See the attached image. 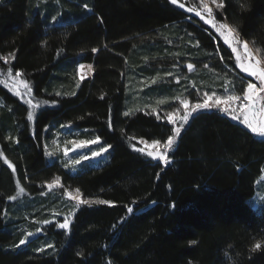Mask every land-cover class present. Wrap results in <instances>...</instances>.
Segmentation results:
<instances>
[{
	"label": "trees",
	"instance_id": "1",
	"mask_svg": "<svg viewBox=\"0 0 264 264\" xmlns=\"http://www.w3.org/2000/svg\"><path fill=\"white\" fill-rule=\"evenodd\" d=\"M224 3L217 21L264 56V0ZM185 62L201 71L194 87L174 82ZM84 64L92 74L80 79ZM1 71L19 72L39 108L0 82V264H264V209L250 204L264 138L214 108L178 132L166 119L185 99L240 97L253 82L178 1L0 0ZM56 134L112 147L77 164L49 153ZM153 141L163 162L139 150ZM19 184L28 198L12 204ZM64 190L110 203L80 205L67 229L37 227L64 207ZM25 227L41 233L21 245Z\"/></svg>",
	"mask_w": 264,
	"mask_h": 264
},
{
	"label": "rangeland",
	"instance_id": "2",
	"mask_svg": "<svg viewBox=\"0 0 264 264\" xmlns=\"http://www.w3.org/2000/svg\"><path fill=\"white\" fill-rule=\"evenodd\" d=\"M177 1L180 3V5H183L184 10H186L192 16L202 21L207 27L211 28L220 37L224 45L227 46L233 53L235 65L237 66L238 70L245 76L251 78L253 82L248 81V83L254 84L255 87L254 90H252L250 93L252 99L246 102L248 105L247 107L243 106L242 104V101H244L245 94L249 93L250 91L246 86L244 90V95L240 96L239 100H231L230 97L232 95H230L228 92H224L222 96L208 93L206 97L204 94L200 97V100L196 102H191L188 99H185L183 101H187V106H185L184 103H181V110L178 111V113L169 114L166 119L172 121L176 127V131H179V126H181L185 121L183 117L186 114L188 115V117L192 115V113L195 112L193 111L194 105L196 103H203L205 99H207L209 107L201 110H209L213 108L218 109L223 112L226 116H228L232 121L242 125L246 129L251 131L244 123H241L240 121L232 118V115L230 113L233 109H235L236 115H240L241 119L243 118L242 114L246 113L248 121L254 127H256L258 130L264 128V90H261V81L258 78L259 74L264 73V56L260 54V52H258L257 50L253 49L251 45H249L246 41L240 39V37L236 34L235 31L232 30L229 25L217 21L215 14L218 9L215 7L213 0H200L203 4L202 7H200V2L196 0ZM189 1L194 2V4L192 3L189 6L186 5V2ZM205 5H207V8L205 7ZM208 9H212V15L208 14ZM53 24H56V22ZM222 25H226L227 27H223ZM175 69L179 72V78L174 79V82L175 84L179 85L189 83L190 87H194L192 85L194 84V78L199 77L201 74V71H199V67H197V65L192 62H185L184 64H180V69L178 67H176ZM175 69L172 71H175ZM204 69L208 70L206 64ZM244 69H247V71H244ZM251 73H256L257 75H252ZM91 74L92 67L90 65L84 64L83 67H78V75L80 79L90 78ZM176 76H178L177 73L173 74V77ZM0 82L9 90L10 93L16 95L24 104L29 106L32 115L34 114L35 110L39 108V105H37L36 102L32 99V91L30 89L29 84L24 80L21 75L17 76L16 74L11 73L10 71H1ZM224 109H228V112H225ZM254 134L259 138H264V136H260L258 133ZM80 141L82 140H67L64 135L60 136L56 134L55 138L51 142V152L49 151V153L52 155L53 158L58 155L65 159H68L73 156H79V153L88 152L89 149L98 151L102 146V144L97 141V143L95 144H86L83 149H75L73 142L79 143ZM139 148L143 149V151L141 152L145 153L146 155L148 152H152L153 157L151 158L160 162H163L165 160V152H167L168 149L164 147L165 152H163V146L159 145L158 143L147 142H139ZM104 153L105 152H102L98 157L103 156ZM159 157H163V159H160ZM89 159L95 158H91L89 154ZM45 186L47 188V195L52 199H56L58 193H56L55 190L60 188V183L56 181L54 184H47ZM22 188L23 187L20 184L17 185V193L13 197L14 199L11 198L12 204L22 201V199L25 197L28 198V196L25 194L26 192H24L25 190H23ZM60 194L61 195L58 199L61 200L64 207L53 210L48 216L49 220L44 223L38 222L36 221V219L33 220L35 223L37 222V227L41 224H55L59 228L58 225L64 223L65 220L68 221V225L70 224L74 211L78 209V200L75 198L78 197L79 200L84 199H82L81 196L77 195L75 191L64 190L62 193L60 192ZM250 204L255 210L264 209V182H262V179L258 178V181L256 182V192L254 197L251 199ZM6 215L7 212H5V217ZM22 230L25 241H28L32 237L41 233V229H37L35 232H31L29 231V228L25 227L22 228ZM29 233H31V235H29Z\"/></svg>",
	"mask_w": 264,
	"mask_h": 264
},
{
	"label": "snow or ice",
	"instance_id": "3",
	"mask_svg": "<svg viewBox=\"0 0 264 264\" xmlns=\"http://www.w3.org/2000/svg\"><path fill=\"white\" fill-rule=\"evenodd\" d=\"M170 2L172 4H176L177 3V0H170ZM213 3L215 4V7L217 9H220L222 10L224 7H225V3H224V0H219V2H217V0H213ZM181 8H183V5L181 4L180 5ZM205 7L207 8V5H205ZM242 7H244V5H242ZM208 14L209 15H212V9H208ZM223 27H227L226 25H222ZM233 31H235V29H232ZM93 51H96V49H93ZM4 59H7V57H5ZM81 67H83V65H81ZM244 71H247V69H244ZM252 75H257L256 73H251ZM17 76L20 75L19 72L16 73ZM261 81V90H264V73H261L259 74V77H258ZM254 84L252 83H248L247 85V88L250 90L249 93H246L245 96H244V101H242V104L243 106L247 107V101H250L252 99V96H251V91L254 90ZM30 91V89H29ZM207 93H205V96L207 97ZM231 100H239L240 97L237 96V95H232L230 97ZM45 103H47V101H45ZM182 103L185 104V106H187V101H182ZM209 107V104L207 102V99H205V101L203 103H196L193 107V111H197V110H201V109H206ZM225 112H228V109H224ZM232 115V118L233 119H236L238 121H240L241 123H244L253 133H258L260 136H264V128H261V129H257L256 127H254L249 121H248V117H247V114L246 113H243L242 116L243 118L241 119V116L240 115H236V110L233 109L232 112L230 113ZM125 115H128V113L126 112ZM31 114H29V119H31ZM188 115L186 114L183 119L185 121L188 120ZM178 131V130H177ZM99 137H97L96 140H92V141H80L79 143H74V146H75V149H83L85 147L86 144H95L97 143ZM153 143H159V141H153ZM172 143H173V138L172 136H169L167 138V143L164 145L165 148H171L172 146ZM112 146L111 145H107V147H104V146H101L100 149L97 151V150H91L89 149L88 152H82V153H79V159L73 161V163H80L81 160H88L89 159V154H90V157L91 158H96L98 156H100V154L102 152H105L107 151V148H111ZM140 151H143V149H140ZM67 154V153H66ZM147 155L149 157H153V153L152 152H148ZM156 158V157H154ZM160 159H163V157H159ZM57 179H59V177H57ZM14 199V198H13ZM75 199L78 200V203H77V207H79L80 204H85V205H89L91 206L92 204H96V205H104V204H109L110 202L107 201V200H103V199H96L94 201H89L87 199L85 200H79L78 197H76ZM129 212H132V209H128ZM59 228L61 229H67L68 228V221L65 220L64 223H61L58 225ZM29 235H31V233H29ZM21 245L25 244L26 241L25 239H21L20 242H19ZM192 243H195V241H193ZM260 248V243L258 242L255 246H254V249L253 250H256V249H259Z\"/></svg>",
	"mask_w": 264,
	"mask_h": 264
},
{
	"label": "crops",
	"instance_id": "4",
	"mask_svg": "<svg viewBox=\"0 0 264 264\" xmlns=\"http://www.w3.org/2000/svg\"><path fill=\"white\" fill-rule=\"evenodd\" d=\"M260 179H262V182H264V172L262 173V177Z\"/></svg>",
	"mask_w": 264,
	"mask_h": 264
},
{
	"label": "clouds",
	"instance_id": "5",
	"mask_svg": "<svg viewBox=\"0 0 264 264\" xmlns=\"http://www.w3.org/2000/svg\"><path fill=\"white\" fill-rule=\"evenodd\" d=\"M239 26H240L239 24H237V25H234V27H236V28H239Z\"/></svg>",
	"mask_w": 264,
	"mask_h": 264
}]
</instances>
